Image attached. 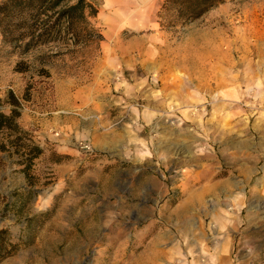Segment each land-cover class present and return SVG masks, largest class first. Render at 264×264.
Here are the masks:
<instances>
[{"label":"rangeland","instance_id":"1","mask_svg":"<svg viewBox=\"0 0 264 264\" xmlns=\"http://www.w3.org/2000/svg\"><path fill=\"white\" fill-rule=\"evenodd\" d=\"M87 1L103 37L91 44L62 34L23 52L0 17V110L16 109L31 136L0 151V230L17 247L0 264H264L189 240L214 216L198 187L244 138L241 115L264 114V0L193 21L164 0L144 40L114 28L105 0ZM262 214L258 201L242 216Z\"/></svg>","mask_w":264,"mask_h":264},{"label":"crops","instance_id":"2","mask_svg":"<svg viewBox=\"0 0 264 264\" xmlns=\"http://www.w3.org/2000/svg\"><path fill=\"white\" fill-rule=\"evenodd\" d=\"M163 1L105 0L104 7L115 29L129 27L144 40L149 38L144 32L157 27L154 17ZM240 121L246 122L241 126L245 136L239 138L228 161L223 160L222 167L227 170L219 176L222 167L215 169L198 187V204L209 205L210 214L214 215L203 235L200 229L198 237L190 236L199 253H215L224 258L231 253H264V215L242 216L251 203L260 201L264 205V114L254 119L241 115ZM198 174L201 177L203 173Z\"/></svg>","mask_w":264,"mask_h":264},{"label":"trees","instance_id":"3","mask_svg":"<svg viewBox=\"0 0 264 264\" xmlns=\"http://www.w3.org/2000/svg\"><path fill=\"white\" fill-rule=\"evenodd\" d=\"M227 0H167L165 5L179 8L181 15L193 21ZM97 9L87 0H4L0 3V17L7 21L10 28L4 33L5 42L14 45L23 52L56 42L62 34H71L73 45L91 44L103 40L102 35L90 21L96 17ZM10 105L17 102L7 101ZM3 101L0 97V106ZM19 113L12 109L10 114L0 110V151L13 154L20 143L29 139L30 133L19 125ZM19 152V151H16ZM39 148L25 153L27 163L23 172L30 176L33 161L41 154ZM33 190L27 191L31 195ZM8 231L0 230V262L17 251V247L7 242Z\"/></svg>","mask_w":264,"mask_h":264},{"label":"bare ground","instance_id":"4","mask_svg":"<svg viewBox=\"0 0 264 264\" xmlns=\"http://www.w3.org/2000/svg\"><path fill=\"white\" fill-rule=\"evenodd\" d=\"M181 219V218H180Z\"/></svg>","mask_w":264,"mask_h":264}]
</instances>
